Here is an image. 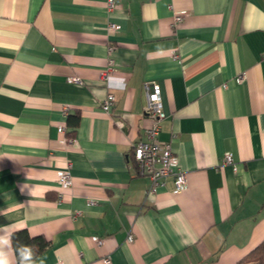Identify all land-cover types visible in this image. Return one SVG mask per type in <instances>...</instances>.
Returning <instances> with one entry per match:
<instances>
[{"label": "crops", "instance_id": "obj_1", "mask_svg": "<svg viewBox=\"0 0 264 264\" xmlns=\"http://www.w3.org/2000/svg\"><path fill=\"white\" fill-rule=\"evenodd\" d=\"M149 81L179 192L168 176L148 194L132 154L150 126ZM3 228L47 239L44 264L241 262L264 240V0H0Z\"/></svg>", "mask_w": 264, "mask_h": 264}, {"label": "built area", "instance_id": "obj_2", "mask_svg": "<svg viewBox=\"0 0 264 264\" xmlns=\"http://www.w3.org/2000/svg\"><path fill=\"white\" fill-rule=\"evenodd\" d=\"M116 3V0H107L108 9H112ZM183 13H175L173 17V24H176L181 20ZM109 29H119L120 26L116 24H109ZM175 56V55H174ZM114 72L113 60L108 59V63L102 76L105 80H108ZM245 73L236 75L235 80L238 82L243 81ZM78 81V78L72 79ZM146 100L144 104V112L150 120V126L147 127L145 132V140L138 141L132 145V154L134 159L139 163L140 169L149 177L148 194L154 193L159 188L165 186V179L168 176L173 177L174 192H179L185 188L186 177L185 173L179 169L176 157L173 154L171 145L169 142L159 141L157 138L160 121L165 117L163 110V101L161 96L160 86L157 81H149L145 84ZM115 103V96L109 92L105 99L101 102V109L105 112H111L112 106ZM116 125L122 127L123 122L121 120H115ZM58 130L64 132V127L61 125ZM221 165L234 166V159L230 152L224 153L221 159ZM57 183L59 189H68L72 186V177L67 170H60L57 172ZM59 197L62 198V192L59 191ZM89 204L95 203L94 201H88ZM97 244H102V239L93 237ZM133 236L129 234L128 241H132ZM104 264H113L110 255L103 257ZM57 264H64L59 261Z\"/></svg>", "mask_w": 264, "mask_h": 264}, {"label": "clouds", "instance_id": "obj_3", "mask_svg": "<svg viewBox=\"0 0 264 264\" xmlns=\"http://www.w3.org/2000/svg\"><path fill=\"white\" fill-rule=\"evenodd\" d=\"M109 86H111V79ZM119 86L121 89L124 87L122 80L119 81ZM7 228L0 229V264H12L9 249H13L15 252L16 264H44V259L38 255L34 246L17 244L13 247V232L9 233Z\"/></svg>", "mask_w": 264, "mask_h": 264}, {"label": "trees", "instance_id": "obj_4", "mask_svg": "<svg viewBox=\"0 0 264 264\" xmlns=\"http://www.w3.org/2000/svg\"><path fill=\"white\" fill-rule=\"evenodd\" d=\"M13 247L17 244L34 246L41 256L49 247L50 242L43 236H29L27 231L20 230L12 234ZM237 264H264V240L257 244L245 257Z\"/></svg>", "mask_w": 264, "mask_h": 264}]
</instances>
